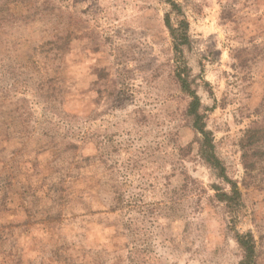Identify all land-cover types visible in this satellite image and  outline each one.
Returning a JSON list of instances; mask_svg holds the SVG:
<instances>
[{"label":"rangeland","instance_id":"obj_1","mask_svg":"<svg viewBox=\"0 0 264 264\" xmlns=\"http://www.w3.org/2000/svg\"><path fill=\"white\" fill-rule=\"evenodd\" d=\"M168 2L0 0V264H264V0Z\"/></svg>","mask_w":264,"mask_h":264},{"label":"trees","instance_id":"obj_2","mask_svg":"<svg viewBox=\"0 0 264 264\" xmlns=\"http://www.w3.org/2000/svg\"><path fill=\"white\" fill-rule=\"evenodd\" d=\"M171 1L168 2L171 8V10L167 13L165 22L171 32V36H173L174 39V46L178 50V48H181L188 39V24L187 21L184 19H180L179 13L181 11L180 6L178 5V2L176 0H166ZM175 9V10H174ZM178 16L179 20L177 23V26H173L171 23V15L174 13ZM178 79L180 81L181 88L183 92H185L189 98V104L187 108V114L191 116L193 120V124L195 126V129L198 134H201V138L199 140L200 144V150L201 155L205 158L206 161H208L211 164H217V158L214 153V145L213 141L209 135V132L204 128V123L201 120L200 116V107H201V100L198 96L195 89L192 88V82L189 80V77L187 74H184L182 70L177 72ZM239 194V191L237 189V186H232L231 192H221V200L228 201L231 203L234 199L237 198V195ZM237 240L243 249V258L240 261L239 264H255V253H256V246H255V240L253 238V235L251 233H238L237 234Z\"/></svg>","mask_w":264,"mask_h":264}]
</instances>
